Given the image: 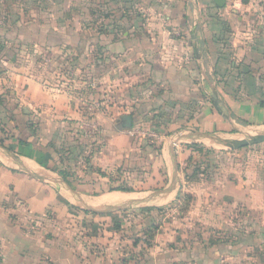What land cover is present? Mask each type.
<instances>
[{"label":"crops","instance_id":"crops-1","mask_svg":"<svg viewBox=\"0 0 264 264\" xmlns=\"http://www.w3.org/2000/svg\"><path fill=\"white\" fill-rule=\"evenodd\" d=\"M148 13L146 21L133 20L120 42L105 38L111 48L123 44L122 52L136 58L123 59L127 67L117 86L135 99L141 125L159 129L149 116L160 112V132L181 126L173 138L160 142L167 166L171 162L174 172L178 171L180 143L211 140L202 136L209 134L238 140L250 137L246 134L252 128L264 127V0H226L224 8H218L214 0H155ZM18 20L13 26L19 29L47 27ZM11 35L6 41L13 39ZM14 40L20 43L21 35ZM8 73L3 81L11 88L14 114L21 108L24 120L0 142L4 264H223L238 255L241 248L236 244L211 248L193 243L185 249L149 244L140 224H129L130 215L116 219L117 223L113 215H49L61 212V196L87 206L106 205L102 198L109 194L87 199L82 191L90 186L86 179L73 183L70 176L64 179L59 173L68 167L60 150L62 140L81 126L91 127L92 118L81 112L91 98L62 87L61 94L52 97L41 82L22 70ZM175 106L180 113L170 120L165 115ZM57 126L61 140L56 141ZM76 136L80 146L97 140L88 133ZM173 176L177 181V175ZM230 185L233 197L225 195L228 189L231 192ZM244 190L241 180L233 179L228 186H219L218 192L235 203L246 199L250 213L264 215V192L252 185L248 196Z\"/></svg>","mask_w":264,"mask_h":264},{"label":"rangeland","instance_id":"rangeland-1","mask_svg":"<svg viewBox=\"0 0 264 264\" xmlns=\"http://www.w3.org/2000/svg\"><path fill=\"white\" fill-rule=\"evenodd\" d=\"M153 1L0 0V32L13 33L12 40L5 39L4 46L0 43V142L3 144V136H9L10 128L19 127V120H24L21 108L14 114L11 88L3 81L14 68L41 82L52 97L61 94V87L77 92L78 97H90L81 112L85 118H92L91 127L81 126L61 142L60 150L68 165L63 171L73 183L80 179L90 183L82 190L87 199L120 192L128 194L122 203L132 205L118 210L107 205L87 206L61 196V212L49 215H113L115 223L130 215L129 224L133 227L139 223L149 244L178 245L180 249L193 243L211 248L219 244L234 248L236 244L241 251L223 264H264V215L250 213L248 200L235 203L218 192L219 186H228L233 179L241 180L247 196L250 185L264 192V142L234 148L238 141L224 136L180 143L175 173L171 162L167 166L161 156L163 143L134 134L135 129L148 130L152 124L141 125L135 99L117 85L127 67L123 59L136 58L122 52L123 44L111 48L105 37L114 39L116 35L114 40L120 42L133 20H148ZM17 18L47 27L19 29L13 26ZM20 35L22 40L16 43L14 38ZM261 80L264 82V78ZM179 111L175 106L164 115L173 120ZM160 114L149 116L159 129ZM125 115L133 117L132 129L122 127ZM57 127L53 133L56 141L61 140V129ZM180 128L170 127L161 134L173 138ZM257 130L264 131V127L252 128L246 135L256 136ZM82 133L97 137L96 143L80 146L76 135ZM194 143L204 151H193L190 147ZM99 153L103 154L99 160L107 158L108 162H97ZM173 175H177V181ZM230 186L231 192L228 189L225 195L233 197Z\"/></svg>","mask_w":264,"mask_h":264},{"label":"water","instance_id":"water-1","mask_svg":"<svg viewBox=\"0 0 264 264\" xmlns=\"http://www.w3.org/2000/svg\"><path fill=\"white\" fill-rule=\"evenodd\" d=\"M214 3L218 8H224L226 5V0H214ZM121 120H122V127L126 128V129H132L133 119L130 115L123 116ZM255 134H256V136H253V137L250 136L247 138H240V139L236 140V141H238L237 145H234L233 147L234 148H240V147L249 146L252 144L264 142V131H258L257 130ZM199 136L201 137V135H197V138ZM202 136L207 137V138L209 137L212 139L217 138L216 135H210V134L209 135H202ZM197 138L190 137V139H193V140L197 139ZM174 143H176V141ZM106 205L110 208L121 210V209L130 208L132 205V202L117 203V204H106Z\"/></svg>","mask_w":264,"mask_h":264},{"label":"built area","instance_id":"built-area-1","mask_svg":"<svg viewBox=\"0 0 264 264\" xmlns=\"http://www.w3.org/2000/svg\"><path fill=\"white\" fill-rule=\"evenodd\" d=\"M234 9H239V7H237L235 4L233 5ZM134 134L135 135H144V136H148L149 138H152L153 140H156L157 142H163V140L166 138L165 136H162L160 133L154 131V130H142L140 128H137L134 130ZM175 145H177V143H175ZM0 264H4L3 263V257L0 253Z\"/></svg>","mask_w":264,"mask_h":264},{"label":"trees","instance_id":"trees-1","mask_svg":"<svg viewBox=\"0 0 264 264\" xmlns=\"http://www.w3.org/2000/svg\"><path fill=\"white\" fill-rule=\"evenodd\" d=\"M8 33H9V31H7V32H5V33H1V32H0V43H1V45H3V46H4L3 41L5 40V38H6V36H7ZM114 39H117V36H116V35H114ZM154 131H156V132H158V133H161L159 129H156V130H154ZM190 148H192L193 151H197V152L204 151V147L197 145V143H194L193 145H191ZM59 173H60V175H61L64 179H67L68 176H69V175H68L66 172H64V171L59 172ZM115 191L128 192L127 190H124V189H116Z\"/></svg>","mask_w":264,"mask_h":264},{"label":"bare ground","instance_id":"bare-ground-1","mask_svg":"<svg viewBox=\"0 0 264 264\" xmlns=\"http://www.w3.org/2000/svg\"><path fill=\"white\" fill-rule=\"evenodd\" d=\"M127 195L120 194V193H110L109 195L105 196L102 198V201L105 204H117V203H122L127 200ZM130 197V196H129ZM101 204L99 201H97V204Z\"/></svg>","mask_w":264,"mask_h":264}]
</instances>
